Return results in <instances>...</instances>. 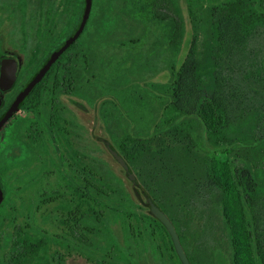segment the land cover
I'll return each instance as SVG.
<instances>
[{"label": "flooded vegetation", "instance_id": "obj_1", "mask_svg": "<svg viewBox=\"0 0 264 264\" xmlns=\"http://www.w3.org/2000/svg\"><path fill=\"white\" fill-rule=\"evenodd\" d=\"M187 4L0 0V264H183L143 190L189 264L183 240L219 252L210 195L223 153L196 109L169 104L197 49Z\"/></svg>", "mask_w": 264, "mask_h": 264}, {"label": "trees", "instance_id": "obj_2", "mask_svg": "<svg viewBox=\"0 0 264 264\" xmlns=\"http://www.w3.org/2000/svg\"><path fill=\"white\" fill-rule=\"evenodd\" d=\"M187 1L190 9L199 0ZM208 8L211 59L201 64L192 42L168 88L169 104L196 109L212 149L225 155L212 165L210 200L222 219L231 264H264V0H213ZM143 151L135 144L132 157ZM240 158L242 166L235 164Z\"/></svg>", "mask_w": 264, "mask_h": 264}, {"label": "rangeland", "instance_id": "obj_3", "mask_svg": "<svg viewBox=\"0 0 264 264\" xmlns=\"http://www.w3.org/2000/svg\"><path fill=\"white\" fill-rule=\"evenodd\" d=\"M207 1L210 2L213 0ZM207 4L204 3V0H199L193 2L191 5V19L193 21L194 33L197 36L196 58L201 64L210 61L212 46L214 42L213 30L210 25V9L208 8ZM188 29H192L190 24L188 25ZM201 86L203 87V90H210V83H205ZM245 127L246 125H242L241 130H245ZM170 141L171 138L168 137L162 139L161 144H158L157 141H154L153 148L155 147V143H157L158 145H170ZM163 155L171 156L169 155V151L167 149H164ZM207 155H210V153H208ZM215 158L218 160H224L225 156L223 154L217 153L215 155ZM205 203H207L206 200L202 204ZM213 221L215 223V226L213 228V237H215L214 239L216 240V242L220 244L217 249L222 254V257H220L219 254H216L219 252H214L215 255H208L205 247L200 244L187 246V243L183 240L182 245L185 250H187V252L189 251L191 258L193 259L192 264H230V251L227 241V235L223 229L221 217L217 212L214 213ZM201 230V233L205 232V229ZM203 235L205 234L203 233ZM200 243L207 245V243H204V240H200Z\"/></svg>", "mask_w": 264, "mask_h": 264}, {"label": "water", "instance_id": "obj_4", "mask_svg": "<svg viewBox=\"0 0 264 264\" xmlns=\"http://www.w3.org/2000/svg\"><path fill=\"white\" fill-rule=\"evenodd\" d=\"M89 1L90 0H87V3H89ZM85 15H86V12L84 13V16H83V18L85 17ZM80 27H81V25L78 27V29L75 31V33L61 46V48L60 49H58L56 52H55V54H57L59 51H61L62 50V48L63 47H65L66 46V44H68L72 39H73V37L75 36V35H77V33L80 31ZM54 54V55H55ZM52 60H53V56L51 57V58H49L48 60H47V63H46V65L42 68V70L43 69H45L48 65H49V63H51L52 62ZM36 79L37 78H35L33 81L35 82L36 81ZM32 81V82H33ZM20 99H18V101H19ZM8 114H5L3 117H2V119L0 120V124L1 123H3V121L5 120V118H6V116H7ZM119 159H120V161L122 162V160H121V158L119 157ZM122 165H123V167L126 169V171L128 172V174L130 175V177L133 179V181L136 183V184H138L139 185V183H138V181H137V179L135 178V176H134V174L132 173V171L129 169V168H127V167H125V165L123 164V162H122ZM140 186V185H139ZM140 188H141V186H140ZM143 190V189H142ZM143 192L146 194V196H147V198H148V200L150 201V204H151V209H152V212L162 221V222H164L165 224H166V226H167V228H168V230L170 231V233H171V236H172V238H173V241H174V245H175V248H176V251L178 252V254H179V256H180V258H181V260H182V262H183V264H189L188 263V260H187V257L185 256V254H184V252H183V249H182V246H181V244H180V241H179V238H178V235H177V233H176V231H175V229H174V226L171 224V222L167 219V217L164 215V213L160 210V208L156 205V203H154V201H153V199L143 190ZM1 199H2V191H1V189H0V201H1Z\"/></svg>", "mask_w": 264, "mask_h": 264}]
</instances>
